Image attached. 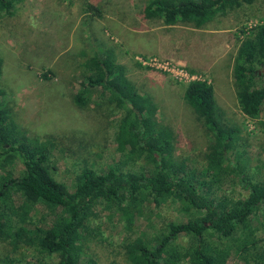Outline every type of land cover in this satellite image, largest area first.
I'll return each instance as SVG.
<instances>
[{
    "label": "trees",
    "instance_id": "16d2710c",
    "mask_svg": "<svg viewBox=\"0 0 264 264\" xmlns=\"http://www.w3.org/2000/svg\"><path fill=\"white\" fill-rule=\"evenodd\" d=\"M19 1L0 0V18L10 16ZM255 1L147 0L142 13L144 19H157L165 26L181 22L200 28L215 13L226 14ZM82 67L81 88L73 102L87 108L91 96L105 94L116 113L110 125L121 160L104 167L83 162L69 190L54 176L52 142L21 134L0 93V241L14 252L27 249L35 254L28 264H96L84 249L100 236L92 225L97 210L116 217L126 233L143 209L170 201L187 219L159 226L148 220L146 232L125 236L128 264H264V238H250L253 231L248 227L254 219H264V160L260 172L248 170L239 151H244L242 130L227 120L212 84L192 81L184 86V102L210 134L204 163L194 168L188 158L175 156L173 132L158 122L156 104L133 86L112 50L95 51ZM259 67L264 68L262 26L238 49L232 77L241 114L259 123L264 133ZM236 183L234 195L228 194L225 187ZM17 198L24 211L41 207L50 221L25 222L15 208ZM237 235L245 243L237 246L231 260L225 247Z\"/></svg>",
    "mask_w": 264,
    "mask_h": 264
},
{
    "label": "rangeland",
    "instance_id": "374dc122",
    "mask_svg": "<svg viewBox=\"0 0 264 264\" xmlns=\"http://www.w3.org/2000/svg\"><path fill=\"white\" fill-rule=\"evenodd\" d=\"M146 1L20 0L10 16L0 18V93L18 130L28 139L52 142L54 176L69 190L83 162L102 167L119 162L121 154L110 125L116 113L105 102V94L91 96L87 108H78L72 99L81 88L82 63L104 48L114 52L133 86L156 104L158 122L173 132L176 157L188 158L194 168L204 163L210 134L184 102L183 91L189 82L206 81L214 87L227 120L242 130L244 151H239L248 170L260 172L264 133L259 123L241 114L232 69L241 44L255 28L264 27V0L215 13L200 28L181 22L167 27L157 19L146 20L142 13ZM258 73L264 83V68L259 67ZM260 120L264 122V105ZM236 189L237 183L225 187L230 195ZM15 208L25 222L50 221L41 207L24 211L19 198ZM186 219L179 206L168 201L157 209H143L132 231L124 233L116 217L97 210L92 225L100 236L91 239L84 251L96 264H128L122 246L125 236L146 232L148 220L159 226ZM249 226L250 238H264V219H254ZM181 243L185 245L186 239ZM244 243L237 235L226 244L231 260ZM33 256L30 250L14 252L0 241V264H28Z\"/></svg>",
    "mask_w": 264,
    "mask_h": 264
},
{
    "label": "crops",
    "instance_id": "0c3cea01",
    "mask_svg": "<svg viewBox=\"0 0 264 264\" xmlns=\"http://www.w3.org/2000/svg\"><path fill=\"white\" fill-rule=\"evenodd\" d=\"M173 26H175V25H173ZM173 26H167V27H173Z\"/></svg>",
    "mask_w": 264,
    "mask_h": 264
}]
</instances>
